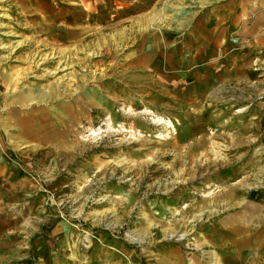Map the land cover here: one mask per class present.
<instances>
[{
  "label": "rangeland",
  "instance_id": "rangeland-1",
  "mask_svg": "<svg viewBox=\"0 0 264 264\" xmlns=\"http://www.w3.org/2000/svg\"><path fill=\"white\" fill-rule=\"evenodd\" d=\"M244 6V72L204 89L131 64L162 0H0V264H264V0Z\"/></svg>",
  "mask_w": 264,
  "mask_h": 264
},
{
  "label": "crops",
  "instance_id": "crops-1",
  "mask_svg": "<svg viewBox=\"0 0 264 264\" xmlns=\"http://www.w3.org/2000/svg\"><path fill=\"white\" fill-rule=\"evenodd\" d=\"M232 1L162 0L163 11L167 13L162 17V27L154 37L145 34L147 39L140 41L131 64L147 75L152 74L153 79L164 80L163 84L170 87L195 78L208 89L212 81L226 77L224 70L243 73L245 62L226 57L233 34L240 39L247 36L243 31L245 25L249 26L246 21L250 10L244 6V0H238L241 7L237 9L228 7ZM263 18L264 15H258L253 25L258 26Z\"/></svg>",
  "mask_w": 264,
  "mask_h": 264
},
{
  "label": "bare ground",
  "instance_id": "bare-ground-1",
  "mask_svg": "<svg viewBox=\"0 0 264 264\" xmlns=\"http://www.w3.org/2000/svg\"><path fill=\"white\" fill-rule=\"evenodd\" d=\"M203 129H205V127L204 126H199L196 130H194V132L193 133H191V135H190V137H192V136H194L195 135V132H202L203 131ZM171 172H172V168H171V170H170Z\"/></svg>",
  "mask_w": 264,
  "mask_h": 264
}]
</instances>
